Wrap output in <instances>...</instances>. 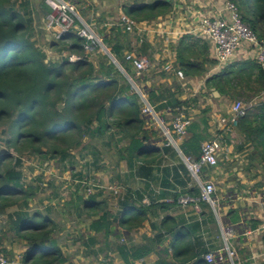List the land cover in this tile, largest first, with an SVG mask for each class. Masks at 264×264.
Returning a JSON list of instances; mask_svg holds the SVG:
<instances>
[{
  "label": "trees",
  "instance_id": "16d2710c",
  "mask_svg": "<svg viewBox=\"0 0 264 264\" xmlns=\"http://www.w3.org/2000/svg\"><path fill=\"white\" fill-rule=\"evenodd\" d=\"M14 1L0 0V124H10L13 137L9 142H13L16 151L43 158L58 156L64 162L67 158L73 159L71 151L80 148L84 139H115L117 143H124V147L118 150L119 159L125 161L128 169L140 180L152 178L154 167L159 170L163 161L161 151L177 156V151L167 142L161 149L156 146L159 142L156 128L141 115L140 97L122 72L131 75L136 85L140 79L133 76L130 65L124 60L123 51L128 47H124L126 36L120 34L118 27L107 32L105 29L102 34L103 42L122 71L101 53L95 54L92 60L93 54H85L82 48L83 40L73 34L57 41L62 45L60 53L66 51L68 55L82 59L72 63L64 57L59 63H46L45 52L30 36L29 11L16 9ZM229 1L236 5L241 20L264 47V0ZM41 9L45 17L50 13L45 3ZM172 11V0H134L122 7L123 15L132 25L156 21ZM186 39L183 37L176 49L178 74L202 77L216 62L210 59L207 44L202 41L200 46L189 44ZM54 42L49 46L53 47ZM159 87L145 85L144 94L160 119L165 121L164 114L168 111L176 117L183 106H188L171 88ZM204 89L207 93L215 92L233 99L243 97L250 102L264 92V66L254 59L231 62L207 77ZM210 111L209 107L201 111L187 127L178 145L182 156L190 163L200 162L202 144L213 138ZM237 131L243 140L240 149L248 147L250 150L247 159L257 160L264 169V101L253 104L247 115L240 119ZM20 167V158L13 160L8 154H0V216L5 215L10 207L21 206L20 211L8 216L13 229L26 244L21 264H63L65 258L53 237V221L37 213L30 215L26 209L34 193L23 182ZM179 167L181 174L175 169L173 178L183 188L181 194L200 197V187L193 183L191 172L183 164ZM204 170L205 167L200 168L199 178ZM143 199V193L127 192L119 202L115 218L117 226L127 231L138 229L150 220L154 211L170 208L158 199H150L149 205H145ZM81 201L82 209H93L97 204L94 197ZM238 213V210L231 209L227 216L238 221ZM222 222L227 225L225 219ZM257 225L258 222H254L249 228L254 230ZM160 226L171 234L172 241L171 256L168 248L163 249L164 258L158 264L191 261L193 264H208L202 257L206 250L198 249L193 239L194 224L184 226V223L166 217ZM110 227L107 215H102L89 226L91 231L105 230L106 234L110 233ZM146 240L144 244L131 247L122 244L119 247L123 264H135L152 253L154 246L151 244L155 241L152 238ZM261 240L264 244V233Z\"/></svg>",
  "mask_w": 264,
  "mask_h": 264
},
{
  "label": "rangeland",
  "instance_id": "374dc122",
  "mask_svg": "<svg viewBox=\"0 0 264 264\" xmlns=\"http://www.w3.org/2000/svg\"><path fill=\"white\" fill-rule=\"evenodd\" d=\"M65 1L71 2L76 7L78 15L84 20L93 23L100 35L105 29L118 27L120 34L125 35L127 38L131 36L139 37L137 30H134L135 32H133V29L130 31L126 25L121 24L122 7L125 4L134 2V0ZM220 1L223 5L228 0ZM14 2L16 9L22 12L29 11L27 19H31L30 36L32 41L46 52L45 62L59 63L62 59H65L64 57L68 53L64 51L60 54L62 45L51 41L50 35L44 29L45 16L41 5L45 3V0H15ZM203 10L204 12L211 11L209 2ZM52 42H54V46L50 47L49 44ZM55 43H57L56 46ZM249 50H251V53H249ZM247 54L244 57L240 56L238 60H233L232 63L234 61L252 60L253 47H248ZM96 55H91V59L94 60ZM149 65V67L152 65L150 58ZM120 71L122 70L120 69ZM123 74L127 79L131 76L126 73ZM173 87L175 89L174 93L178 97L184 96L187 98L185 101L188 106L183 108H185L186 114L192 118V121L204 108H210L211 111L208 115L210 117V127L213 131H215L213 121L216 116L225 115L232 102L239 100L245 104H256L264 101V92L247 102L246 98L243 97L233 99L219 96L215 98L199 86L196 91H193V87L182 90L178 83H174ZM174 115L171 112V115L167 116L168 120L164 117L167 121L163 120V122L168 123L175 117ZM145 119L149 122L148 118ZM152 125L156 128L157 138L159 139L156 146L161 147L167 140L159 128V123L155 121ZM12 134L9 123L0 124V154H8L13 160L21 159L20 168L24 176L23 182L28 184L34 193L26 209L30 215L37 213L49 217L53 221V237L60 246L65 258L63 264H123L119 247L125 244L124 238L128 239V236L126 232L118 233L116 229L115 218L119 211V202L123 200L128 191L132 193L140 192L141 194L146 192L145 182L138 179L134 172L128 169L125 161L119 159L118 150L124 147V143H117L114 141L115 139L111 140L109 138L103 140L84 139L80 148L71 151L73 159L67 158L63 162L58 156L52 159L32 155L26 151L20 154L15 150L13 142H9L13 137ZM226 141L227 144L232 145V148L228 153V159L225 158L226 155L219 158L218 166H228L227 170H229V176L233 182H236L237 173L248 177H256L257 175L264 177L262 163L257 160L249 162V159H247L250 152L249 148L240 149L243 140L237 128L227 137ZM179 157L177 158L179 159ZM164 170L165 168H163ZM191 176L194 184L202 183L199 176L194 177L192 174ZM116 184L120 186V193L117 197L109 193L107 189V187ZM214 184L218 192L225 188L223 183ZM84 188H86V191ZM145 195L147 196V194ZM91 197H94L97 204L93 209H82L81 200L90 199ZM19 205H21V202ZM20 207H10L6 210L5 215L0 216V253L10 261L14 260L18 264H21L26 244L13 229L9 217L20 211ZM102 215H107L110 222L109 234H106L105 230L96 233L89 228L90 224L97 221ZM145 228L143 224L142 227L137 229L139 237L143 236V244L147 243L146 238L148 239L146 235H143ZM222 232H225V230H222ZM91 239L92 241H90ZM224 240L225 243H229L228 239ZM151 245L154 246V244ZM153 261L148 264H153Z\"/></svg>",
  "mask_w": 264,
  "mask_h": 264
},
{
  "label": "crops",
  "instance_id": "0c3cea01",
  "mask_svg": "<svg viewBox=\"0 0 264 264\" xmlns=\"http://www.w3.org/2000/svg\"><path fill=\"white\" fill-rule=\"evenodd\" d=\"M208 2L210 3L211 11H214L212 14L219 12L223 7L220 0H172L174 10L168 16L159 18L156 21L136 24L133 32L137 30L139 37L131 36L124 39V47H128V49H124L123 56L126 53H133L137 57L141 55L148 60L150 58L152 61L151 67L139 80L138 85L143 91L145 85H154L155 87L161 85L165 88H171V91L175 92L174 83L180 84L182 90L193 87V91H196L198 86L205 90L204 81L207 77L217 73L216 64L209 66L206 74L202 77H188L182 73L179 75L176 49L183 37H187L186 40L189 44L196 43L198 46L201 45L200 41H202L207 44L209 57L213 60L211 44L199 37L196 32L198 27L197 15L208 5ZM107 31L109 29H106ZM247 51L248 47H243L235 55L234 60H238L240 56L248 55ZM249 53H251V50H249ZM211 94L215 98L220 96L215 92ZM179 99L187 100L184 96L179 97ZM183 107L181 110L186 114V110ZM169 115H171V111L164 114L167 120ZM210 132L212 137H214V131L210 129ZM230 134L225 136V138L227 139ZM164 146L165 144L157 147L161 149ZM177 148H174L177 151V156H171V153L161 151L163 153V161L158 167L160 169L158 170L154 167V176L150 179H142L145 182V194H147V196L144 194V199H158L157 201L166 203L170 208L154 211L150 220L144 223V228H146L143 231V235L155 241L154 250L150 255L135 262V264H148L153 260V264H158L164 258L163 249L165 248H168L171 256L170 243L172 236L160 226L161 221L166 217H171L179 223H184V226H193L194 224L196 229L193 233V239L197 248L206 250V253L217 254L225 245L224 239H228V244L236 252V264H264V244L261 240L264 233V177L260 175L248 177L237 173L236 182H233L229 176L230 172L227 170L228 166L205 167L200 177L202 183H223L225 188L219 190V192L216 191L213 195L214 207L201 201L197 203L198 210L195 209L193 204L182 207L177 202L176 204L173 203L175 196H178L177 199L184 196L181 194L183 188L174 182L173 178L176 172L175 169L181 174L180 164L186 166ZM231 148L232 145L227 144V141H225V152L223 155H226V159H228V153ZM163 168H165L164 171ZM197 185L199 186V184ZM188 187H191V184ZM231 209L239 211L238 221H233L231 216H227ZM211 213L213 216L210 215ZM223 219L227 221V225L223 224ZM254 222H258L257 228L251 230L249 226ZM116 229L118 233L126 232L128 239L124 238V243L128 247L142 243L143 236L139 237L137 229L125 231L117 225ZM222 230H225V232H222ZM160 256L161 258H159ZM170 256L166 258L169 259ZM193 263L194 261H191L186 264ZM223 264L229 263L225 262Z\"/></svg>",
  "mask_w": 264,
  "mask_h": 264
},
{
  "label": "built area",
  "instance_id": "2783aa9c",
  "mask_svg": "<svg viewBox=\"0 0 264 264\" xmlns=\"http://www.w3.org/2000/svg\"><path fill=\"white\" fill-rule=\"evenodd\" d=\"M45 4L50 8V13L45 17L44 29L50 35L51 41H60V39L67 34L76 35L83 40L82 48L85 54L101 53L118 64L115 57L110 53L106 44L103 42V34L100 35L98 33V29L93 23L87 22L78 15L76 7L71 2L65 0H45ZM212 12L214 11L204 12L202 10L198 13V27L196 32L199 37L211 44L212 58L216 62L215 68L221 70L226 65L230 64L238 51L245 46L253 47V59L264 66V47L251 28L241 20L236 5L228 0L223 3V7L219 12L217 11L214 14H212ZM121 24L126 25L130 31L134 29L136 25L130 24L129 20L124 15H122ZM65 58L72 63L82 59L80 56L68 54L65 55ZM124 60L130 65L133 76L138 79L143 77V74L150 66L149 60L146 57H137L133 53H126L124 55ZM123 73L125 72L123 71ZM128 80L140 97L142 117L148 118L149 123L158 122L160 130L167 140V144L177 148L178 143L184 138L187 127L192 122V118L183 111H180L179 114L168 123L163 122L154 111L153 107L148 103L142 88L136 85L132 78L129 77ZM252 106L253 104H245L237 100L231 103L225 115L216 116L213 121L215 136L202 144L200 162H188L190 165V172L194 177L198 176L201 167L218 166L219 158L223 156L225 152V136L232 133L238 127L240 119L247 115ZM199 186L201 190L200 197L196 198L188 195L181 196L177 199V203L182 207L193 204L197 210V203L199 201L208 203L210 206L214 207L215 201L213 200V195L216 192L215 185L210 182H203L199 183ZM107 189L109 193L115 197L120 193V186L117 184L109 186ZM142 203L149 205V200L143 199ZM204 260L209 264H223L225 262L236 264V252L225 243L224 247L217 252V254L206 253L204 255ZM0 264L18 263L14 260L10 261L0 253Z\"/></svg>",
  "mask_w": 264,
  "mask_h": 264
},
{
  "label": "water",
  "instance_id": "95a60500",
  "mask_svg": "<svg viewBox=\"0 0 264 264\" xmlns=\"http://www.w3.org/2000/svg\"><path fill=\"white\" fill-rule=\"evenodd\" d=\"M111 62L114 64V65H116L119 69H121L120 68V66L118 65V64H116V62H114V61H112L111 60ZM173 147V146H172ZM175 148V147H174ZM177 150V149H176ZM179 151V150H178ZM179 153H180V155L182 156V154H181V152L179 151ZM182 159L184 160V162H185V164H186V166H187V168L189 169V171H190V165H189V163H188V161H187V159L186 158H184L183 156H182Z\"/></svg>",
  "mask_w": 264,
  "mask_h": 264
}]
</instances>
